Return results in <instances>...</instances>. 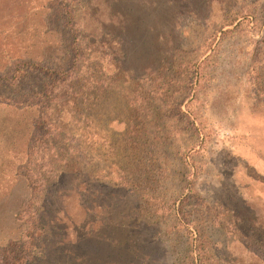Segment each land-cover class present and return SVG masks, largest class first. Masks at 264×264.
Masks as SVG:
<instances>
[{"label": "rangeland", "instance_id": "rangeland-1", "mask_svg": "<svg viewBox=\"0 0 264 264\" xmlns=\"http://www.w3.org/2000/svg\"><path fill=\"white\" fill-rule=\"evenodd\" d=\"M170 1H122L136 87L103 0H0V264H264V0Z\"/></svg>", "mask_w": 264, "mask_h": 264}, {"label": "trees", "instance_id": "trees-1", "mask_svg": "<svg viewBox=\"0 0 264 264\" xmlns=\"http://www.w3.org/2000/svg\"><path fill=\"white\" fill-rule=\"evenodd\" d=\"M122 1L124 0H103V4H106L109 18L108 22H106L107 25L102 24V34H100L101 39H94L92 41L93 45V57L89 58V60L92 62L91 64H100L104 60V52L100 49L107 47L110 51L109 60L114 68V75L112 78L113 82L121 81L125 84H130L131 86H138L141 80L140 76L142 75V66L139 68L135 63L132 61V53H129L127 50V46L131 44V42H134L133 37L129 34L131 22L129 20V15L124 12ZM149 1V0H148ZM170 4V0H167ZM160 0H150V4L154 5L155 7L159 6ZM99 40V41H98ZM126 46V49H125ZM81 54L74 55V58L72 62L66 58H63L60 60V63L58 66L59 70H56L57 72L65 73V77L62 81L63 85L71 88L74 86L80 85L82 82H89V77L87 73L85 72V75L82 74V69H77L76 63L80 59ZM93 65V66H94ZM147 66L145 69L148 71H154L155 66ZM91 66V65H90ZM87 66L86 69L94 68L93 66ZM68 68V69H67ZM62 70V71H61ZM91 70V69H90ZM146 73V72H145ZM61 79V78H59ZM95 88H100V90L103 88V81L96 79L95 80ZM102 91V90H101ZM46 92V91H45ZM48 92V91H47ZM88 100H40V103L42 104L43 108L48 109L49 112H42V116H45V118H48L49 116L58 115L63 113L62 105L65 103H70L72 105H82L87 104ZM56 102L53 106H51V103ZM59 117V116H58ZM51 120V118H49ZM59 130L57 133H55V136L59 137L62 141H66L65 138L67 137L65 132V128L63 126H59L57 128ZM46 180V179H43ZM50 183L46 180L44 183V189L49 185ZM182 207H179L177 210V213L182 214ZM38 218L35 220V223H37L40 219L42 221H45V218L43 215L37 216ZM44 227H47L45 225ZM34 228V227H33ZM192 233V232H191ZM200 233V232H199ZM193 234V233H192ZM202 234H200V238ZM34 240V239H32ZM198 241L199 239L196 238ZM200 249V248H199ZM197 248L195 250L198 252ZM210 250V248H209ZM201 255V253H199ZM21 260L14 261L16 264H22L20 262Z\"/></svg>", "mask_w": 264, "mask_h": 264}]
</instances>
